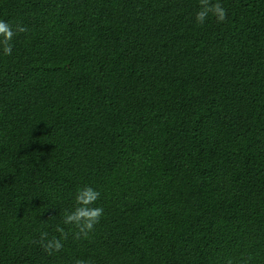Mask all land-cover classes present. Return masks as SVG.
Here are the masks:
<instances>
[{
  "label": "trees",
  "instance_id": "trees-1",
  "mask_svg": "<svg viewBox=\"0 0 264 264\" xmlns=\"http://www.w3.org/2000/svg\"><path fill=\"white\" fill-rule=\"evenodd\" d=\"M211 2L0 0V264H264V0Z\"/></svg>",
  "mask_w": 264,
  "mask_h": 264
},
{
  "label": "clouds",
  "instance_id": "clouds-1",
  "mask_svg": "<svg viewBox=\"0 0 264 264\" xmlns=\"http://www.w3.org/2000/svg\"><path fill=\"white\" fill-rule=\"evenodd\" d=\"M209 14L215 16L217 22H223L227 15L226 10L220 3H212L211 0H200V10L196 13V21L202 24ZM16 30L22 32L25 29L17 25ZM16 30L6 21L0 20V49H2L4 55L12 54L11 41L16 34ZM99 197L100 192L91 186L86 185L79 188L75 195L74 208L64 210L63 224L71 227L66 231L64 227L58 225L55 231L60 235L52 236L51 239L48 238L49 234L47 232H41L38 243L42 249L49 255L59 252L63 248V240L67 238L69 233L76 240L82 237L87 238L103 215L102 207L92 206ZM251 259L252 257L249 256L247 260H243L239 264H248V260ZM76 264H85V261L77 260ZM227 264H234V262L232 259H228Z\"/></svg>",
  "mask_w": 264,
  "mask_h": 264
}]
</instances>
